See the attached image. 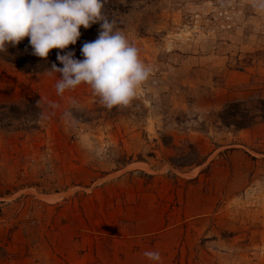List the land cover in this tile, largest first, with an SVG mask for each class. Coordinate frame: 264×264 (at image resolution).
<instances>
[{"label": "rangeland", "instance_id": "374dc122", "mask_svg": "<svg viewBox=\"0 0 264 264\" xmlns=\"http://www.w3.org/2000/svg\"><path fill=\"white\" fill-rule=\"evenodd\" d=\"M257 4L134 0L119 29L152 72L111 109L0 58V105L26 104L0 123V264H264Z\"/></svg>", "mask_w": 264, "mask_h": 264}, {"label": "clouds", "instance_id": "9594fccd", "mask_svg": "<svg viewBox=\"0 0 264 264\" xmlns=\"http://www.w3.org/2000/svg\"><path fill=\"white\" fill-rule=\"evenodd\" d=\"M256 6L264 8V0H258ZM104 7L105 0H0V52L28 37L33 54L47 58L50 50L75 44L81 26L90 28L100 22L98 37L81 48L84 58H74L73 51L58 52L63 67L53 63L48 74H60L55 85L57 94L87 84L107 108L128 105L152 69L142 62L137 47L117 28ZM144 256L152 264H162L158 251H145Z\"/></svg>", "mask_w": 264, "mask_h": 264}, {"label": "trees", "instance_id": "16d2710c", "mask_svg": "<svg viewBox=\"0 0 264 264\" xmlns=\"http://www.w3.org/2000/svg\"><path fill=\"white\" fill-rule=\"evenodd\" d=\"M134 0H105L104 11L108 15L110 19H114L116 21L117 28L123 27V22L121 20V15L131 7V3ZM81 36L77 40L75 44H70L66 49H57L54 48L50 50V53L47 58L38 57L33 54L32 46L29 44V38L25 37L22 41L17 45H8L6 52H0V58L6 59L10 62H13L18 67L26 71H46L50 70L52 64L55 63L57 67H63L62 63L57 59V53L66 54L69 51L74 52V58H76L77 54L81 52V48L83 44L86 42L87 34L96 33L99 34L100 31V22L92 24L90 28H84L81 26L80 28ZM24 106H26L25 102L20 104L12 103V104H1L0 105V123H3L4 119H11L15 117H19L23 114L21 110ZM34 106L37 111V116L41 115V110L39 106L34 103ZM233 103H230L225 112L231 117L233 123L238 127H245L253 123L255 114L249 112L246 109H238L233 112ZM27 109L30 107L27 104ZM263 109V110H262ZM260 109L263 113L264 117V108ZM26 113V112H25ZM7 125V122L5 123Z\"/></svg>", "mask_w": 264, "mask_h": 264}]
</instances>
